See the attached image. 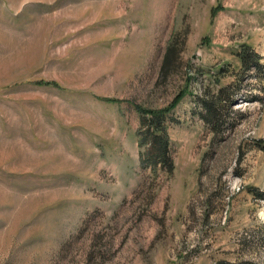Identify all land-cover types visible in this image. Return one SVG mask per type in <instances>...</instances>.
Segmentation results:
<instances>
[{
	"label": "rangeland",
	"instance_id": "obj_1",
	"mask_svg": "<svg viewBox=\"0 0 264 264\" xmlns=\"http://www.w3.org/2000/svg\"><path fill=\"white\" fill-rule=\"evenodd\" d=\"M242 45L264 0H0V264H264V82L218 131L198 101ZM181 89L168 174L134 107Z\"/></svg>",
	"mask_w": 264,
	"mask_h": 264
},
{
	"label": "trees",
	"instance_id": "obj_2",
	"mask_svg": "<svg viewBox=\"0 0 264 264\" xmlns=\"http://www.w3.org/2000/svg\"><path fill=\"white\" fill-rule=\"evenodd\" d=\"M171 53L172 49L169 47L164 56L165 66ZM236 55L239 60V69L233 73L234 79L228 84L219 85L217 81L223 75L224 69L221 68L215 74L217 79L214 91L210 92L208 89H203L204 96L198 100L203 108L202 118L217 131L223 125L222 116L226 109L234 103L235 98L242 90V81L245 74L250 70H254L257 72L256 77L259 81L264 82V65L261 64L264 60L263 57L246 45H242ZM185 92V89H181L168 105L160 109L134 107L140 114V125L142 127L139 133V144L145 146L141 154V162L147 163L154 170L156 167H161L168 174L173 171V162L166 133V118L183 100ZM250 192L254 199L264 202V191L252 188Z\"/></svg>",
	"mask_w": 264,
	"mask_h": 264
}]
</instances>
